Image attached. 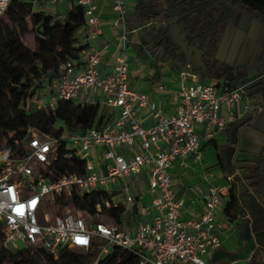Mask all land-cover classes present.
<instances>
[{
	"label": "built area",
	"instance_id": "built-area-1",
	"mask_svg": "<svg viewBox=\"0 0 264 264\" xmlns=\"http://www.w3.org/2000/svg\"><path fill=\"white\" fill-rule=\"evenodd\" d=\"M10 1L0 0V18ZM72 1L83 6L89 34L98 36L102 20L95 0ZM112 10L121 46L109 71L101 72L107 43L84 50L61 64V74L51 84L55 95L48 102L52 109L57 99L83 98L108 109V119L99 127L76 131L56 122L53 128L60 129L58 135L29 126L12 146L0 147V222L5 246L17 248L19 240L21 246L40 247L54 256L61 248L90 251L96 247L99 254H106L119 246L136 255V264H207V257L222 243L223 224L217 209L231 181L228 186L209 184L199 197L200 211L184 216V202L174 192L170 169L174 162L185 166L188 156L200 160L198 127L223 128L233 119L232 107L243 101L245 86L261 75L221 88L199 80L185 63L176 73V107L166 110L129 86L128 33L123 24L129 12L127 0H112ZM142 107L151 110L149 124L137 115ZM222 107L226 117L219 115ZM249 108L244 102L243 109ZM59 146L65 149L60 160ZM96 189L109 194L105 207L135 206L139 214L135 227L116 222L99 204L95 213H89L69 203H55L63 194ZM146 192L150 202L142 205ZM102 214L107 218H101Z\"/></svg>",
	"mask_w": 264,
	"mask_h": 264
},
{
	"label": "trees",
	"instance_id": "trees-1",
	"mask_svg": "<svg viewBox=\"0 0 264 264\" xmlns=\"http://www.w3.org/2000/svg\"><path fill=\"white\" fill-rule=\"evenodd\" d=\"M45 0H11L0 18V147L12 146L15 138H21L26 128L35 127L47 134L58 135L60 129H54L56 122L64 123L68 130H85L99 127L109 117V110L98 103L67 101L57 99L54 107L38 108L32 104L36 89L46 81L52 84L61 74V64L69 58H75L86 44L76 45V32L85 23L83 6L72 2L63 12H44L36 4ZM218 17L214 20L213 13ZM245 13L264 24V0H135L131 13H127L123 24L132 29L140 28V43L134 46L137 57L150 59L155 71L152 80L160 77V65L169 61L179 70L185 65L184 55L169 36L170 21L183 27L190 37L197 38L204 51L203 60L206 71L197 72L201 81L209 74L215 63L214 49L228 19ZM158 17L161 22L153 21ZM33 32L35 49L26 46L21 35ZM231 75L216 85L224 88L247 80L249 76L238 67L232 68ZM264 90V78L259 77L244 88V94L253 97ZM207 142H212L208 139ZM214 143V142H213ZM215 147H217L215 145ZM63 146L57 150V158H63ZM79 163L80 159H75ZM64 163V162H63ZM217 163L223 170H230L220 153ZM60 166V171L64 166ZM264 171V153L249 175L234 174L224 195L226 202L223 214L233 221L242 213L235 186V179L243 178L252 188L259 185V173ZM59 173V172H58ZM109 194L96 189L84 194H63L55 199L58 205L69 203L78 209L95 213L97 204L114 220L122 224V218L128 209L121 204L117 207H105L104 201ZM137 213L135 206L130 210ZM0 222V264H92L96 251L78 253L72 248H61L57 256L42 248L19 246L14 249L4 244V233ZM136 255L119 246H112L96 264H136ZM246 264H264L262 253L253 255Z\"/></svg>",
	"mask_w": 264,
	"mask_h": 264
},
{
	"label": "crops",
	"instance_id": "crops-1",
	"mask_svg": "<svg viewBox=\"0 0 264 264\" xmlns=\"http://www.w3.org/2000/svg\"><path fill=\"white\" fill-rule=\"evenodd\" d=\"M62 1L57 0L55 4L47 2L51 3L48 6L55 12ZM64 1L67 4L65 9L73 2ZM95 2L96 13L102 20L101 32L93 37L83 25L76 32L75 44H86L79 52V55H82L88 48L107 43L101 64V72L105 73L111 68L113 58L120 49V30L112 24V0ZM127 3L128 13H131L135 0H127ZM126 28L128 39L125 53L128 57L129 86L145 93L156 105L166 110H174L177 104L174 91L178 70L173 68L169 61H164L159 68L160 77L152 80L150 77L155 68L151 60L137 57L134 51V46L140 43L142 31L140 28ZM214 58L216 61L203 82H222L231 75L233 67L240 68L249 76L256 74L264 78V24L245 13L228 19L215 46ZM82 100L83 98L80 99L81 102ZM244 102L250 105L247 111L243 109ZM232 113L233 119L221 129L206 131L203 125L198 127L201 136L200 160H193L188 156L185 166L174 162L170 169L174 192L184 202V216L195 215L200 211L199 197L209 184L223 186L222 182H225V186H228L234 174L249 175L264 153V90L253 97L243 94V101L232 107ZM137 115L144 124L152 122L151 110L148 107L137 110ZM219 115L226 117V108L222 107ZM208 139H212V142H207ZM217 153L229 164L230 170H223L218 165ZM259 181L255 189L245 179H235L238 204L242 213L233 221H228L224 216L222 209L226 198L222 199L217 209V218L223 224L222 243L207 257V264H246L253 255H264V171L259 173Z\"/></svg>",
	"mask_w": 264,
	"mask_h": 264
},
{
	"label": "rangeland",
	"instance_id": "rangeland-1",
	"mask_svg": "<svg viewBox=\"0 0 264 264\" xmlns=\"http://www.w3.org/2000/svg\"><path fill=\"white\" fill-rule=\"evenodd\" d=\"M65 4H63V3ZM60 2L59 4V8H57L56 10L58 11H55V12H63L65 10V7L67 4L65 3L66 1H62ZM52 4H55V2H52ZM50 2H38L36 4V7L43 10L44 12H49V13H53L54 11H51L50 9V6H48V4H51ZM63 4V5H62ZM216 13V12H215ZM153 21H157V22H161L159 20V18L156 16L155 18L152 17L151 18V23ZM21 39L23 41V43L28 46L29 48H32V49H35L36 47V43H35V37H34V33L31 31V32H28L26 34H23L21 35ZM55 93L54 91L52 90V87L50 84H48L46 81L43 82V85L42 86H39L37 89H36V93L35 95L32 97V104L37 107V105H39L40 107L38 108H49L48 106V102L51 100V97L54 96ZM97 96L93 95L92 98L96 99ZM102 107V106H101ZM222 185L225 186V182H222ZM144 190H146V187H144ZM149 200H150V197L148 195V193L146 192L143 197H142V200H141V204L143 205H147L149 204ZM62 210V209H61ZM71 211H74L75 209H71ZM131 209H128L126 214L123 216L122 218V224L124 227H128V228H134L136 223H137V220L139 219V214L138 212L137 213H131L130 212ZM77 211H84L82 209H78ZM138 211V209H137ZM101 218H107V216L105 214H102V216H100ZM1 230L3 231L2 227H1ZM4 233V231H3ZM5 236V235H4ZM3 244L5 245V239L3 241ZM17 244L18 246H21V242L19 240H17ZM73 250H75L76 252L78 253H88L89 250H85L83 248H73ZM92 251H96V257H95V261L97 262L102 256H104L105 254H99V250L96 248V247H93L91 249Z\"/></svg>",
	"mask_w": 264,
	"mask_h": 264
},
{
	"label": "water",
	"instance_id": "water-1",
	"mask_svg": "<svg viewBox=\"0 0 264 264\" xmlns=\"http://www.w3.org/2000/svg\"><path fill=\"white\" fill-rule=\"evenodd\" d=\"M162 4L165 0H159ZM216 13L214 14V17ZM182 27L176 23V18L170 21L169 36L172 42L181 50L184 55L185 63L191 65V69L196 72L206 71L207 66L203 60V50L198 47V40L189 44L186 39V31H181Z\"/></svg>",
	"mask_w": 264,
	"mask_h": 264
},
{
	"label": "flooded vegetation",
	"instance_id": "flooded-vegetation-1",
	"mask_svg": "<svg viewBox=\"0 0 264 264\" xmlns=\"http://www.w3.org/2000/svg\"><path fill=\"white\" fill-rule=\"evenodd\" d=\"M214 14L215 12L213 13L212 17L214 18V20L218 17V14L216 13V16L214 17ZM253 19V18H252ZM227 22V21H226ZM181 31H186L183 27L181 29ZM187 32V31H186ZM186 39L188 40V43L189 44H193L195 40H198L197 38H191L190 35H188V32L186 33ZM198 47H200V43H199V40H198ZM202 49V48H201ZM203 55H204V51H203Z\"/></svg>",
	"mask_w": 264,
	"mask_h": 264
}]
</instances>
